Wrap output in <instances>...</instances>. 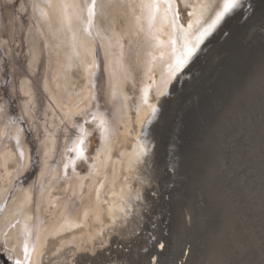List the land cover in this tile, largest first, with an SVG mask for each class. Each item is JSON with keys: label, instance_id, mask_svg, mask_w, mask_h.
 Instances as JSON below:
<instances>
[{"label": "rangeland", "instance_id": "rangeland-1", "mask_svg": "<svg viewBox=\"0 0 264 264\" xmlns=\"http://www.w3.org/2000/svg\"><path fill=\"white\" fill-rule=\"evenodd\" d=\"M78 1L76 28L94 50L86 67L78 58L67 67L68 35L57 29L47 13L51 0H0V160L9 150L13 158L8 164L10 176H5L0 165V187L7 191L0 201V264H29L36 236L33 231L55 220L56 208L50 201L38 211L42 191H49V200L68 202L71 214L85 205L87 194H72L68 181L77 175L89 183L95 156L104 142H114L116 135L124 131L121 118L125 102L132 124L130 132H139L147 148L139 173L143 182L141 197L135 203V211L139 210L137 227L131 224L108 233L106 230L104 245L94 240L85 250L61 247V240L71 232L50 237L43 264L107 263L106 252L111 245L125 241L141 224L148 226L145 212L168 218L173 255L178 256L183 246L190 245L189 264H234L239 260L261 264L264 0H254V16L242 18L237 14L213 25L197 49L198 58L176 72L166 88H160L157 74L155 82L148 80L147 100L152 110L141 128L137 105L141 99L144 68L140 57L145 38L140 30L131 32L129 28L131 11L139 7L140 0ZM175 3L177 20L188 27L191 5L181 0ZM134 16H140V12ZM103 38L120 49L113 77L105 68ZM85 87L91 99L89 107L68 115L66 104L73 98L79 101ZM55 95L62 102L60 106ZM180 117L181 160L170 191V163L165 154L170 145L164 140L171 141ZM58 165L62 173L55 175ZM26 190L31 194L27 209L36 220L31 221L32 228L31 224L27 226L31 230H20L23 257L19 261L10 243L11 234L22 225V193ZM155 192L157 197L153 198ZM35 224L37 228H33ZM130 227L134 228L128 231ZM26 229L31 232L28 234ZM26 237L32 243L24 242ZM249 247H255L254 256L244 255Z\"/></svg>", "mask_w": 264, "mask_h": 264}, {"label": "bare ground", "instance_id": "bare-ground-1", "mask_svg": "<svg viewBox=\"0 0 264 264\" xmlns=\"http://www.w3.org/2000/svg\"><path fill=\"white\" fill-rule=\"evenodd\" d=\"M181 1L184 4L191 5V20L188 27H183L176 18L175 0H140L139 7H137V9H131L132 18L129 23V28L131 32L140 30L145 38L144 48H141L143 50V54L140 57L142 58L141 62L144 68L141 84L142 88L140 89L141 99L139 101L140 103L137 105L139 110L137 122L140 128L143 126L142 124L146 121V117L152 110V104L147 100V96L149 94V85L147 84L148 80L154 79L157 74L159 76L157 77L160 79L162 84V86L159 85L161 86L160 88H166L167 85L170 84L176 73L174 69L176 67L177 59L181 58L183 53L190 48H196V50L198 49L213 25L218 22L216 17L222 10L224 2V0ZM78 2V0H51L50 8L47 7L49 9H47V13L51 15L52 19H54L57 29H61L68 35V43L66 42V44H69L68 46L70 49L66 62L67 67L71 66L72 61L75 63V58L80 59V63L86 67L89 63H91L89 62V57H93L94 54L93 48L88 44L86 39L79 34L76 28L79 20V14L77 15V13H79L77 12ZM123 8H125L124 5ZM132 8H134V6ZM136 12H140V16H134L136 15ZM82 22L83 21H81V25ZM86 26L87 24L85 27ZM101 45L102 54L105 58V68L109 76L113 77L119 65L117 51L120 49L116 47L115 43H111L109 40H104ZM120 78L121 77H119V79ZM121 88L122 85H119V89ZM88 91L89 90L85 87L79 101L74 98L70 99L65 106L67 108L66 110L68 115H71L74 111L76 112V109L78 108V110L82 108L84 111V108L89 107L91 99L89 98L90 96H88ZM54 100L57 105L60 106L62 104L60 98L56 95L54 96ZM121 124H123L124 131L116 135L114 142L111 140L104 142V146L101 151H99L95 156L94 164L92 165L91 172L89 174V183L85 182V178L78 177L77 175H73V177L68 181L70 192L72 194H79L83 191L87 194L84 202L85 205L83 204L84 206L80 208L76 214L70 213L68 202H62L53 198L52 200H49V191H47V193L45 192V194V190L42 191L43 193L40 191L42 196L40 202L37 201L39 203L37 205L38 211L41 212L42 205H44L47 201H50L54 210L56 208L55 212H53L55 213V220L50 223H45L46 225L36 229L37 231H33L36 236L34 238L35 243L32 249L29 264H43L46 246H48L47 242L50 237H61L64 233L71 232V235H68V238L61 240V244L59 243L61 247L75 246L78 250H85L86 246L93 244L94 240L97 241V245H104L106 242H102V238H104V231L106 230V233H108L109 230L124 229L126 225L130 226L131 224H133L134 227H137L139 216L137 212L139 213V210L135 211L137 206L136 200L141 197V188L143 185L139 173L143 167V161L147 148L145 147V144L141 142L139 132L134 134L130 132L132 124L126 102L125 115L121 118ZM175 127V130H173L174 133L171 136V141L167 139L166 141L164 140V142H167V144L169 143L170 145L167 153H165L167 154L170 165L175 166L176 169H178L181 160L178 156V146L180 144V136L183 129L182 117H180L177 121ZM161 144H163V141ZM161 147H163V145H161ZM52 148L51 150L54 149ZM8 152L3 153L0 160V165L3 167L5 176L7 177L10 176L8 164L9 161L13 159L11 154ZM25 164H29L28 156L26 157ZM61 171V166L58 165L55 170V175L60 174ZM6 192L5 187H0V201L4 199ZM30 199V192L28 190L24 191L22 193V203L24 205L23 210H21L23 211L21 213L22 225L20 223V227H18L19 230H16L11 234L13 242L10 243V247L16 251V257L19 261L23 257L20 245V239L22 238H19V233H21L20 230H23L22 228H26L29 224H31L33 218H35L33 216L34 213L27 209ZM35 220L36 219L33 221ZM38 223L40 225V220ZM32 224L34 226V222ZM32 224L30 225L31 228ZM134 227H130L131 229L128 231L132 230ZM33 228H37V226ZM30 230L29 232H31ZM26 232L29 234L27 229ZM29 238L30 237L28 236V239ZM27 241L26 237L24 242ZM29 247L31 249V244ZM95 249L96 248L92 250ZM24 259L27 258L25 257Z\"/></svg>", "mask_w": 264, "mask_h": 264}, {"label": "built area", "instance_id": "built-area-1", "mask_svg": "<svg viewBox=\"0 0 264 264\" xmlns=\"http://www.w3.org/2000/svg\"><path fill=\"white\" fill-rule=\"evenodd\" d=\"M176 170L172 165L167 169L172 181L170 191L174 188ZM156 193L152 194L153 198L157 197ZM165 199L169 201L170 198L166 196ZM145 213L148 226L141 224L136 232L126 237L125 241L111 245L106 252L109 260L105 264H149L150 258L152 264H189L190 245L183 246L178 256L173 255V237L168 218L160 214Z\"/></svg>", "mask_w": 264, "mask_h": 264}, {"label": "snow or ice", "instance_id": "snow-or-ice-1", "mask_svg": "<svg viewBox=\"0 0 264 264\" xmlns=\"http://www.w3.org/2000/svg\"><path fill=\"white\" fill-rule=\"evenodd\" d=\"M240 14L242 18H247L249 16L255 15V3L254 0H224L222 10L218 13L216 19L217 21H221L222 19H227ZM261 30L264 31V23L261 24ZM198 58L196 48H190L186 52L183 53L181 58L177 59L176 67L174 71L177 73L182 72L189 64L193 63L195 59ZM190 70V69H189ZM7 92V89H4ZM262 156H264V141H262ZM155 161V157L153 154V162ZM264 199V197H262ZM160 247H164V245H160ZM260 254L264 256V233L260 236ZM256 254L255 247H249L244 255H252ZM19 264V262H17ZM149 264H152L151 258L149 259ZM207 264H218L216 261L207 262ZM234 264H251L246 260H239L234 262ZM261 264H264V260L261 261Z\"/></svg>", "mask_w": 264, "mask_h": 264}]
</instances>
